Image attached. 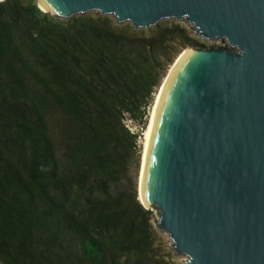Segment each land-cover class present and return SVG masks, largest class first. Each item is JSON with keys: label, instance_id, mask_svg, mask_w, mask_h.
<instances>
[{"label": "trees", "instance_id": "trees-1", "mask_svg": "<svg viewBox=\"0 0 264 264\" xmlns=\"http://www.w3.org/2000/svg\"><path fill=\"white\" fill-rule=\"evenodd\" d=\"M0 2V264H160L129 171L179 25Z\"/></svg>", "mask_w": 264, "mask_h": 264}, {"label": "water", "instance_id": "water-1", "mask_svg": "<svg viewBox=\"0 0 264 264\" xmlns=\"http://www.w3.org/2000/svg\"><path fill=\"white\" fill-rule=\"evenodd\" d=\"M5 0H0L4 2ZM59 20H164L228 48L188 47L147 157L144 200L185 264H264V0H41ZM234 49L233 50H231Z\"/></svg>", "mask_w": 264, "mask_h": 264}, {"label": "rangeland", "instance_id": "rangeland-1", "mask_svg": "<svg viewBox=\"0 0 264 264\" xmlns=\"http://www.w3.org/2000/svg\"><path fill=\"white\" fill-rule=\"evenodd\" d=\"M87 15L97 16V15H99V13L98 12H90ZM107 17L111 18L115 22V25H117V26L128 25V26L131 27V25H130L129 22L124 23V24H121V25H118V24H116V21L112 17H110V16H107ZM165 22L170 23L169 25H173L174 24V25H179V26L183 27L185 30H187V32L189 33V35L191 36V38L197 40V42H199V44H201L204 49L217 48V47L228 48V46H227V44H226L225 41H212V42H209L207 40L200 39V38L196 37L193 34V32L191 30V27L187 26L186 24L178 23V22H175L173 20H164V21L159 22V24L160 23H165ZM152 28H154V27H152ZM151 29H149V30H151ZM149 30H142V31L148 32ZM196 48H200V47H197L196 46ZM185 49L186 48H183V49L182 48H179V49L178 48H175V49L172 50L171 54H169V56H168L169 62H168V65L166 66V70H165V73H164V77L162 78L161 84L157 88V90H156V92L154 94L152 104L150 105V107L148 109V112H147V115H146V118L144 119L145 120L144 126H137V125L133 124L130 121L125 122L126 123V126L129 128L130 131H132L133 133L139 135V137H138V145H137V153H136V157H138V163L137 164L134 163L131 166L130 171H129L130 177L132 178L133 182H135V185H136L138 199H139V186L138 185H139V176H140L139 173H140L141 160H142V152H143V145H144V133H145V130H146L148 121H149L150 111H151V108L153 106V102H154L155 96H156L157 92L159 91L161 85L164 83L165 78H167V76H168V74L170 72L169 70L171 69L174 61L176 60V58ZM231 50L234 51V49H232V48H231ZM149 211L151 212V221H150V224L152 225V228H153V230L155 231V234H156V239H155V244H154V250H155L156 255L158 257L159 263L160 264H185V261H186V258L185 257L176 256L172 252V249H171V241L168 238V236L166 234H164V233H159L154 228V220L156 218V212H155V210L149 209Z\"/></svg>", "mask_w": 264, "mask_h": 264}, {"label": "bare ground", "instance_id": "bare-ground-1", "mask_svg": "<svg viewBox=\"0 0 264 264\" xmlns=\"http://www.w3.org/2000/svg\"><path fill=\"white\" fill-rule=\"evenodd\" d=\"M38 6L42 11H50L48 5H46L43 1L38 0ZM189 50H184L174 61L171 69L169 70V74L167 78H165L164 83L161 85L159 91L157 92L153 106L150 111L149 121L144 133V145H143V152H142V160H141V167H140V176H139V200L145 204L144 200V189H145V177H146V165H147V157L150 148V143L153 135V130L155 126V122L162 104V100L165 94V91L171 82L174 74L176 73L179 65L181 64L183 58L189 53Z\"/></svg>", "mask_w": 264, "mask_h": 264}]
</instances>
